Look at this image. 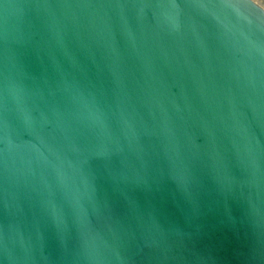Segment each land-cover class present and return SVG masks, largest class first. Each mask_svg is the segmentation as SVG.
Segmentation results:
<instances>
[{"label":"water","instance_id":"obj_1","mask_svg":"<svg viewBox=\"0 0 264 264\" xmlns=\"http://www.w3.org/2000/svg\"><path fill=\"white\" fill-rule=\"evenodd\" d=\"M0 264H264V0H0Z\"/></svg>","mask_w":264,"mask_h":264}]
</instances>
